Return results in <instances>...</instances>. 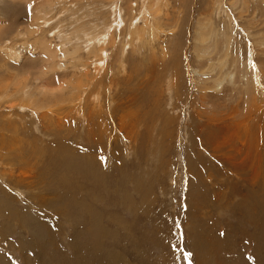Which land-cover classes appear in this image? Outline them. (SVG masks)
<instances>
[{
  "label": "rangeland",
  "instance_id": "obj_1",
  "mask_svg": "<svg viewBox=\"0 0 264 264\" xmlns=\"http://www.w3.org/2000/svg\"><path fill=\"white\" fill-rule=\"evenodd\" d=\"M130 1L67 0L48 9L39 37L81 46L85 60L92 47L81 37L98 39L109 25L128 46L107 49L96 96L76 109L68 87L50 112L36 115L0 105V264H264V0L239 3L256 12L248 27L240 19L229 25L235 0L176 7L175 33L184 40L176 49L178 38L169 45L163 37L160 51L175 50L165 65L159 50L154 61L150 46L129 42V6L135 16L143 8V0ZM30 16L24 2L0 0L4 38L23 43L15 36L31 27ZM209 17L219 43L221 32L230 36L238 72H210L207 55L200 59ZM37 57L21 66L0 56V85L24 79L29 68L33 83Z\"/></svg>",
  "mask_w": 264,
  "mask_h": 264
},
{
  "label": "bare ground",
  "instance_id": "obj_2",
  "mask_svg": "<svg viewBox=\"0 0 264 264\" xmlns=\"http://www.w3.org/2000/svg\"><path fill=\"white\" fill-rule=\"evenodd\" d=\"M16 1L24 2L30 8V11H31L30 22H32V25L27 30V32L23 33L22 31V33L20 32L16 34L15 38L21 39L23 41V43H18L17 42L18 40L17 41L14 39L7 40L6 38H4L3 35H4V30L6 28V25H4V23H0V51H1L0 53H3L2 55L0 54V56L6 57L8 62L14 61L16 64L22 66L28 60L30 55L33 57H35L36 55L38 56L37 57L38 59L34 61H37L35 63H38L37 64L38 66L34 72L35 76L33 77V83L31 82L32 74L30 73L31 69L29 68V69H25L24 71V75L22 76V77L25 76L24 79H20L22 77L18 76L20 77L19 78L20 80H14V82H12L11 84H8L9 82L8 83L6 82L7 84H5L4 86L0 85V105L10 103L9 105L10 107H7L6 105V107L10 111H13L14 109H17V108L18 109L21 108L24 111L25 109L28 111H31L32 114L34 115H36V110L44 111L48 108L47 111L50 112L51 111L50 106L52 104H57V100L62 99L64 94L67 93L66 90L69 87L71 91H68V92L74 94V97L70 98L71 100L70 102L72 104L74 102L75 104L76 103L78 104L76 109L80 108L79 105H81L80 104L82 103L81 101H84L87 99L86 101L88 102L90 98L92 99L93 96H96V94L92 91H96L98 88L103 89L101 87L103 84L102 82H100L102 80L101 79L102 76L100 77L99 75L103 74V72L105 71L106 64H107V63L105 64V62L108 61L110 58V55L107 54V49L108 50L111 49L112 52H114V50L118 48L119 51L120 49H122L123 53H125L128 46L124 45V40L122 42V45L118 43L115 29L112 32L111 25H109L108 28L106 27H103V29L101 28L102 32L99 30L100 36L98 39H93L91 35L86 34L85 32L86 37L85 36L83 37L80 36V37L82 41L86 40L87 38L88 42L91 44L92 49L90 50V52L87 50L88 57L91 56L90 60H92L93 58H95V60L92 63H90L89 59L85 60V56H84L85 54L83 55V53L81 52L82 51V48H80L81 46L79 47L80 48L79 49V48L74 47L73 43L68 45L69 43L68 42L67 45L71 47V49H69V48H66V44H65L66 42H63L61 46H58V45H54L53 43H51L48 39L44 37H41V36L39 37L40 33L44 34L45 28L48 27L50 24V22L45 20V18L47 19V14H49L48 9L54 10L55 7L57 8V6L59 8V5H63V3L65 4L67 0H16ZM77 1L78 0H69L70 3H74V4ZM119 1L120 0H105L104 3L105 5L112 6L116 3L118 4ZM174 1L176 5H173L171 0H143L142 1L143 8L139 12V15H136V16L131 15L132 14L131 12H133L134 9L132 5H130L129 8L131 9V11L129 12L130 14L128 15L129 21L127 20L125 22V24L128 23V26L124 30L125 32L128 33L130 37L129 42L131 43L137 42L141 44L140 47H143L145 49H147V47L150 46L152 50L155 49V50L160 51L159 49L160 45L164 44V41H167V38H169V45L171 43V40L178 38L176 49L179 46H181L184 39L180 37V32H178L177 34L175 33L177 21H175L174 14L177 13L175 8L182 7L186 2H188V0H174ZM193 1L194 3L197 2L196 0H193ZM130 2H132V0ZM240 2L242 1L235 0L234 2L231 3V8H233L234 12L237 14L236 16H234L233 14L230 15V13L225 14V15L229 17V25H231V23L233 24V21L237 22L240 19V20H244L246 23L245 25L248 27L249 21H252L255 19L256 12L250 11L247 2H243L241 5L239 4ZM40 4H43L44 8L37 12L36 10L40 6ZM144 6L146 7L145 9H144ZM218 6L216 8H218ZM108 9H111V8H108ZM225 12L226 10H224V13ZM191 13L192 11H190V14L188 13L187 15L190 16ZM236 18L237 20H235ZM106 19L112 22V20L110 19V16H107ZM100 20L102 21V19ZM139 21L143 23L142 26L138 25ZM40 22H44V23H40ZM106 24H107V20H106ZM165 27H169L170 32H164ZM96 28L92 30L93 37L98 35ZM239 28L244 29V25L242 24L239 25ZM229 29H230V26H229ZM124 31L121 32V35H119L120 37H124L125 35ZM178 31H180V26H178ZM225 32L227 31L225 30ZM199 34L201 35V37L199 38L200 43L202 44L203 48H205V51L203 49L202 54L200 55V59H203L204 56L207 55L206 59H204L203 61L205 62L207 59L210 61V62H207L208 71L214 72L217 69V67L221 68L222 70H225L228 68H235L237 70L236 66L238 65V62L240 60L236 56H233V59L229 58L230 55L232 54V51L229 49V45L226 42V40H229L230 36L228 37L227 34H223L221 32L222 34L221 36L224 39L223 41H220L221 43H219V30H217L216 26L214 27L213 20L211 17H209L205 25L201 27ZM164 36H167V38L163 40ZM32 38H35L36 40H32ZM65 40H68V39H65ZM212 41L213 43L210 44ZM118 44L120 47L118 46ZM262 46H264V43L262 44ZM155 50L153 51L154 53L153 60L158 61L157 53L155 52ZM170 50H172L173 52L175 51L173 49V46L171 47L169 46V48L165 46L161 49L160 51L162 55L161 57L162 59L160 62L161 64L165 65L166 60L170 59L171 57ZM110 54H111V51H110ZM92 65L95 66L94 71L96 72L91 71ZM155 65L156 64H154V66ZM119 71H124L126 73V65L122 64L121 60H120ZM69 75H73V77L75 78L77 77L79 82L76 83L75 85H72V82H70V85H69L68 82L64 83V81L63 82L60 81V83H58V86H55V84H57L56 83L57 79L60 80V77L69 76ZM244 76L245 75H241L240 77L244 78ZM226 77L230 79L232 76L229 73L228 75H226ZM83 78H84V82H83ZM30 84L34 85L36 89V92L33 94L29 90L31 86ZM82 94H85L87 96L84 97ZM5 99H7V101H4ZM96 99L98 98L96 97ZM16 101L17 102L25 101L27 104L25 103L26 105V106L24 105L25 107L24 106L17 107L15 106V104L17 103L14 104V102ZM209 120H210L209 122L210 125L212 126L217 125L214 123L215 121L214 119L211 118ZM227 129L234 130V131L228 130L227 134L229 136H231L230 135L231 133L233 135V133L236 132V129L234 128H227ZM246 133H247V130H246Z\"/></svg>",
  "mask_w": 264,
  "mask_h": 264
}]
</instances>
